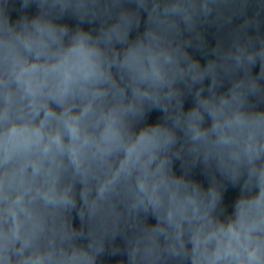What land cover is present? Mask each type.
Instances as JSON below:
<instances>
[{
	"label": "clouds",
	"instance_id": "obj_1",
	"mask_svg": "<svg viewBox=\"0 0 264 264\" xmlns=\"http://www.w3.org/2000/svg\"><path fill=\"white\" fill-rule=\"evenodd\" d=\"M0 264H264V0H0Z\"/></svg>",
	"mask_w": 264,
	"mask_h": 264
},
{
	"label": "water",
	"instance_id": "obj_2",
	"mask_svg": "<svg viewBox=\"0 0 264 264\" xmlns=\"http://www.w3.org/2000/svg\"><path fill=\"white\" fill-rule=\"evenodd\" d=\"M228 199H229V201H230L231 196H229ZM106 259L114 260V259H116V258H106Z\"/></svg>",
	"mask_w": 264,
	"mask_h": 264
}]
</instances>
